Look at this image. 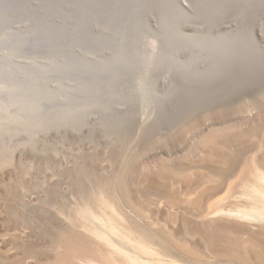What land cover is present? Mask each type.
Returning a JSON list of instances; mask_svg holds the SVG:
<instances>
[{
  "label": "rangeland",
  "instance_id": "rangeland-1",
  "mask_svg": "<svg viewBox=\"0 0 264 264\" xmlns=\"http://www.w3.org/2000/svg\"><path fill=\"white\" fill-rule=\"evenodd\" d=\"M28 6L0 7V264H264V219L206 216L264 215V0Z\"/></svg>",
  "mask_w": 264,
  "mask_h": 264
},
{
  "label": "bare ground",
  "instance_id": "bare-ground-1",
  "mask_svg": "<svg viewBox=\"0 0 264 264\" xmlns=\"http://www.w3.org/2000/svg\"><path fill=\"white\" fill-rule=\"evenodd\" d=\"M247 164V163H246ZM246 167V166H245ZM250 167V166H249ZM231 170V169H230ZM250 171V170H249ZM252 171V170H251ZM254 172V171H253ZM249 173V172H248ZM258 173V172H257ZM227 174V173H226ZM225 175V174H224ZM259 176H258V180H260L261 182H262V180H264V176H261L260 174H258ZM221 176V175H220ZM256 176H257V174H256ZM225 178V177H224ZM250 178H251V176H250ZM249 177H247V175L246 176H242L241 178H240V183H239V186L241 187V188H243V189H250V191L252 190L253 191V193L256 195V197L260 200V201H262L263 203H262V205H261V207H263L264 208V190H261V188H260V186H261V184H260V186H258L257 185V182H254V181H257L256 179H253V178H251L250 179ZM256 178V177H255ZM220 179V178H219ZM218 179V180H219ZM223 180V179H222ZM260 181H259V183H260ZM217 185V184H216ZM215 185V186H216ZM211 186H213V185H211ZM233 186H234V184H233ZM235 186H237V185H235ZM218 187V186H217ZM222 187V186H221ZM233 188H235V187H233ZM216 190H217V188H216ZM246 191V190H245ZM247 192V191H246ZM246 195V194H245ZM244 195V196H245ZM256 197H255V199H256ZM89 200V199H88ZM249 200V199H248ZM85 201V200H84ZM224 202V201H223ZM84 203V202H83ZM87 203V202H86ZM196 203V202H195ZM253 203V202H252ZM97 204V203H96ZM89 205V204H88ZM84 206V205H83ZM88 207V206H87ZM200 207H202V206H200ZM211 207V206H210ZM229 207V206H228ZM227 207V208H228ZM237 207V208H236ZM260 206L259 205H257V204H254V205H252V209H249V211L247 210H244V209H246V208H243V209H241L238 205L237 206H235V208H228V209H224V208H219V207H216V208H214V210H210V211H208L207 213H206V216H208L209 214H211V213H213L214 215H212L210 218H209V220L210 221H213L214 219V216H215V214H220V213H223V214H234V216L235 215H237V216H240V217H243L244 218V216H246V218H248V217H250V218H254V219H264V215H263V213H262V211L261 210H259V209H257V208H259ZM209 208V207H208ZM87 209V208H86ZM201 210H202V208H201ZM264 211V210H263ZM203 212V211H202ZM201 212V213H202ZM261 214H262V217H261ZM205 215V214H204ZM223 216V215H222ZM227 216V215H226ZM236 216V217H237ZM248 216V217H247ZM138 217V216H137ZM195 217V216H194ZM224 217V216H223ZM222 217V218H223ZM135 218V217H134ZM139 218V217H138ZM228 218V217H227ZM238 218V217H237ZM236 218V219H237ZM137 219V218H136ZM200 219H201V216H200ZM199 219V220H200ZM206 219V218H205ZM225 219V221H226V218H224ZM239 219V218H238ZM133 220V219H132ZM220 220V219H219ZM251 220V219H250ZM261 220H259V221H261ZM130 221V220H129ZM128 221V222H129ZM136 221V220H135ZM142 221V220H141ZM207 221V220H206ZM215 221V220H214ZM132 222V221H131ZM202 222H205V220L204 221H202ZM222 222H224V220L222 221ZM232 222V221H231ZM133 224L135 223V222H132ZM225 223V222H224ZM233 223H234V221H233ZM237 223V222H236ZM148 223H146V225H147ZM229 224V223H228ZM131 225V224H130ZM141 225V224H140ZM230 225H233V224H230ZM148 226V225H147ZM233 226H235V225H233ZM240 226V225H239ZM242 226V225H241ZM246 226V225H245ZM141 227V226H140ZM228 227V226H227ZM232 227V226H231ZM263 227V226H262ZM150 228V227H149ZM242 228V227H241ZM131 230V232L133 231V229L132 228H130ZM136 229V228H135ZM134 229V230H135ZM147 229V228H146ZM149 230V229H148ZM223 230V229H222ZM234 230V229H233ZM129 231V232H130ZM137 231V230H136ZM139 231L141 232V233H143L145 230L144 229H142V227L139 229ZM226 231V230H225ZM134 232V231H133ZM224 232V231H223ZM228 232V231H227ZM137 234H138V231L136 232ZM150 233H151V230H150ZM153 234V233H152ZM130 235H132V233H130ZM140 235V234H139ZM148 235V239H150V237L151 236H149V234H147ZM155 236H157V235H155ZM130 237H133V236H130ZM152 237H154L153 235H152ZM151 237V238H152ZM122 238H124V236L122 237ZM139 238V236H136V240ZM141 239H139L140 241H141V243H142V237H140ZM156 237H154V238H152V240H154ZM127 239V238H126ZM125 239V240H126ZM134 240H135V238H134ZM135 240V241H136ZM151 240V239H150ZM130 241V240H129ZM140 241H138L139 243H140ZM147 242H148V244H149V241L147 240ZM147 242H146V245H148L147 244ZM153 242V241H152ZM138 243V244H139ZM151 243V242H150ZM169 243V242H168ZM132 244V243H131ZM171 244V243H170ZM134 245H136V244H134ZM139 246H141V245H139ZM152 246V245H151ZM150 246V247H151ZM126 252V251H125ZM149 253H150V251H149ZM91 255V254H90ZM96 257H98V256H96ZM219 257V256H218ZM97 259V258H96ZM104 259V258H103ZM99 260V259H98ZM102 260V259H101ZM100 260V261H101ZM61 261V260H60ZM97 261V260H96ZM95 261V262H96ZM103 261V260H102ZM101 261V262H102ZM100 262V263H101ZM148 262V261H147ZM141 263V262H140ZM139 263V264H140ZM144 263H145V261H144ZM57 264V263H56ZM101 264H103V263H101ZM104 264H106V263H104ZM147 264V263H146ZM149 264H151L150 262H149ZM217 264H218V262H217ZM225 264V263H224Z\"/></svg>",
  "mask_w": 264,
  "mask_h": 264
},
{
  "label": "water",
  "instance_id": "water-1",
  "mask_svg": "<svg viewBox=\"0 0 264 264\" xmlns=\"http://www.w3.org/2000/svg\"><path fill=\"white\" fill-rule=\"evenodd\" d=\"M57 3L58 2H55V1H53V3H46L49 5V7H46L45 11H52L53 9L58 10L59 8H58ZM0 7L4 9H13V10L20 9L21 11H16L18 16L28 15L33 18L38 17L35 15L33 11H25L26 8L31 9L28 6V0H0ZM58 11H60L62 15H70V11H62V10H58ZM38 38H41V37L38 36Z\"/></svg>",
  "mask_w": 264,
  "mask_h": 264
}]
</instances>
